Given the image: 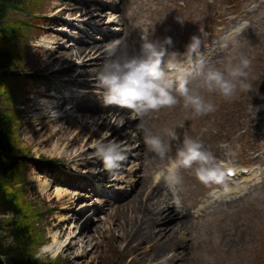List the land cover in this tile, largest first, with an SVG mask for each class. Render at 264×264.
Masks as SVG:
<instances>
[{"label": "rangeland", "instance_id": "rangeland-1", "mask_svg": "<svg viewBox=\"0 0 264 264\" xmlns=\"http://www.w3.org/2000/svg\"><path fill=\"white\" fill-rule=\"evenodd\" d=\"M32 1L36 11L34 10L31 17H26L17 10L7 11L4 22L7 29L22 26L26 22L31 25V28L21 29L27 44L22 46V43H19L22 47H18L20 78L17 85L15 84L12 91L10 90V94L1 97V105L8 117L9 125L16 131L18 147L25 160L50 158L59 161L62 166L58 174L39 173L33 167H27L28 169L23 170L25 185H17L24 190V200L33 203L31 209L29 208L33 211L30 212L29 217L37 213L33 220L30 219V223L38 222L32 225L38 230H31V241H35V237L38 236L43 242L34 250L33 263L67 264L62 254L53 258V252L49 251L47 254L46 250H43L44 246L51 241L54 225L61 216L58 213L59 208L65 202V199L54 196L53 190L55 186H60L62 190L73 193L75 200L86 192L77 191L74 184H86L92 174L85 164L87 156L76 160L71 159L75 150H80L84 136H82L81 144H76L70 149H64V142L57 140V137L47 141L49 134L59 128L61 122L50 124L48 122L50 117L45 118L42 110H31L34 103L43 102L41 94L45 89L48 90L45 87L46 82L49 81L46 76L50 71L58 68L56 61L43 70L39 68L48 57L50 49H53L50 44L51 35H48L46 31L51 30V32L66 35L62 46L67 49L73 44L72 37L82 39L80 35H77L78 30L97 41L101 34L88 32L89 28L93 27L101 32L107 30L118 33V37L113 40L122 38L124 47L121 48L130 49L131 54L138 53L142 37L160 41H163L165 37H171L174 45L171 50L183 53L190 37L199 35L200 32L203 34L202 51L204 53L222 39L221 44L224 50L219 51L210 60L217 67L222 66L229 56H236L239 53H244L252 60V73L256 77L251 81L252 92H238L237 98L231 102L224 101L213 94L212 99L217 105V110L201 118H191L190 112L177 105L174 109L153 112L144 117L143 121L140 120V123L153 133L160 135H163L164 128L175 129L179 141H172L166 135L163 136L165 142L171 145L169 155L172 157L175 156L177 147L186 134L198 138L204 148L215 156L217 162H223L235 168L242 166L251 168L247 178L228 185L235 187L228 188L227 191L231 192L228 197L224 196V191L219 190L222 198L218 201H210V206L203 211L204 218L194 219L180 226L176 236L180 235L179 238L183 239L179 247H184L182 251L184 264H264V0H122L119 12L123 15L125 13V20H119L118 11L115 12V16L109 18L111 12L108 10L103 15L104 22L98 27L93 22L86 21V18L70 15L69 10L75 6L84 9L78 4L79 1L114 6L111 3L112 0ZM63 8L66 10H62ZM111 19L119 20L116 25H112V28L107 25ZM53 20H57L56 23H53ZM69 24L72 27H69ZM83 42L85 43L86 40ZM132 43H135L134 47H128ZM14 48L17 50V46ZM23 74H30L32 78H27ZM70 78V74L66 72L53 76V80L59 84L58 86L72 104L86 106L93 98L104 105L103 91L100 95L93 96L90 90L84 87L70 85ZM71 94L78 96L74 98ZM50 102L52 101H49V104ZM61 102L59 101L60 104ZM252 105L259 109L256 113ZM68 108L69 105L64 103L50 115L51 117L65 115L64 111H67L71 116L81 120L80 110L74 108L68 111ZM11 112L13 117L9 115ZM62 120L64 119H58V121ZM180 125L183 126L180 127ZM76 127L80 129V123ZM132 129L127 128L126 132ZM105 131L104 129L103 134L106 133ZM135 133H139L138 129L132 130L128 136L133 138ZM140 139L139 143L135 142L130 146L124 144L125 147H130V150L140 143L143 144V151L138 152V159L134 157L137 152H132L130 156L127 155L125 162L121 163L123 171L120 174L113 173L120 178L128 179L130 186L128 184L125 190H118L122 183H116L112 187H104L101 182L97 183L103 192H110L109 198L119 194L117 199L123 201L122 198L132 190L133 181L146 175L155 176L157 171L167 167V160L161 161L155 157L154 153L144 145L143 138ZM91 145L90 142L86 147ZM139 161H141L140 166L137 165ZM158 164V169L152 171V168ZM77 165L83 166L78 169ZM128 172L136 173L127 177ZM82 174H84L83 177H81ZM180 175L182 177L180 185L174 189H170L166 183L164 186L168 187L175 199L176 195L181 193V197L190 208L196 205L193 203L194 200L200 201L197 204H200L199 208H202L204 195L210 188L200 184L192 170H181ZM251 179L255 182L247 184ZM112 198L110 199L114 203ZM96 199L94 202L98 207L101 200ZM83 205V201L77 202L73 211L80 210ZM197 211L198 208H196ZM104 217V213H94L93 209L88 208L79 217L82 219L77 224L80 226L82 222L91 220L93 224L98 225L99 220ZM10 218L0 215V220ZM26 219L20 217L18 220L26 222ZM73 226L76 225L73 224ZM69 227L70 224L67 225L68 230ZM4 235V233L0 234V238L4 246H8L11 240L4 238ZM95 241L99 246L92 251H89L90 247L86 246V250L88 249L86 252L89 255L94 251L92 255L94 260L91 264H145L140 252L127 251L126 244L120 240H113L109 232L97 234ZM91 244L95 243L91 242ZM205 256L211 257L212 260H206Z\"/></svg>", "mask_w": 264, "mask_h": 264}, {"label": "bare ground", "instance_id": "bare-ground-1", "mask_svg": "<svg viewBox=\"0 0 264 264\" xmlns=\"http://www.w3.org/2000/svg\"><path fill=\"white\" fill-rule=\"evenodd\" d=\"M121 2L122 0H112L111 3L114 6H108L106 3L79 1L78 4L82 5L84 9L80 8V6H75L68 13L74 16L78 15V18H86V21L93 22L98 27L105 20L103 17L105 12L110 10L111 13L108 16L110 18L116 15L115 12L120 11ZM105 9L107 11H104ZM62 10L65 11L66 8ZM118 17H120L119 20H125L126 15L119 12ZM119 20H109L107 22L108 27L112 28V25H116ZM56 21L53 23H56ZM68 26L72 27L71 24ZM75 30L77 31L78 29ZM77 32V35H80V38L86 40V42L84 43L82 39H72L71 48L65 49L62 46V42L67 37L66 35L54 33L51 30L46 31L48 35H51L50 39L52 41L50 44L53 49H50L48 57L39 68L43 70L52 64L53 61L57 62L58 68L50 71L46 76L49 81L46 82L45 87L48 90L45 89L41 94L43 102L34 103V107L31 110H42L45 118L50 117L48 120L50 124L61 122L59 128L49 134L47 141L57 137V140L64 142V149H70L76 144H81L82 136H84V142L80 150L76 149L75 153L71 155V159L76 160L87 156L85 164L92 171V174L86 184H74L77 191L86 192L75 200L72 196L73 193L62 190L60 186H55L53 190L54 196L58 199H65V202L59 208L58 213L61 216L54 225L55 229L51 241L44 246L43 250L53 252L54 256L62 254L67 264H84L83 262L91 264L94 260L92 256L94 251L89 255L86 252L88 251L86 246L90 247L89 251L97 248L99 245L95 241L96 235L109 232L112 234L113 240H120L126 244L127 251L140 252L143 255L145 264H184L182 252L184 247H179V243L183 242V239L179 238L180 235H176L179 233L180 226L194 220V218L189 215L190 207L182 197L178 199V210L174 196L164 186V181H157L154 178L155 176L152 175L150 177L146 175L133 181V184H131L133 188L127 196L122 198V200L124 199L123 201L117 199L119 194H114L115 197H110L114 203L109 198L110 192H103V189L97 185L98 182H101L104 187H112L116 183H122L118 190H125L128 187L129 180L113 175V173L120 174L123 171L121 167L113 173L104 171L101 161L93 155L95 154L93 144L98 140H103L104 142L115 141L123 146L126 150V155L130 156L132 152H137L134 156L137 160L138 152L143 151V144H138L132 150H130V147H125L124 144L130 146L132 143H139L143 135L139 132L135 133L133 138L128 136L132 130L138 129L137 126L140 123V119L134 118L127 110L115 106L102 105L93 98L89 100V104L86 106L72 104L58 86L59 84L53 80L54 75L66 72L71 76L69 79L70 85L84 87L90 90L91 95L98 96L104 90L99 86L97 77L105 63L110 59L106 52L107 46L119 41L120 52L127 54L132 52L130 49L121 48L124 47L122 38L113 40L118 37V33L107 30L106 32H101L98 28L93 29L91 27L88 32L101 34L98 40L95 41L90 39L85 32L79 30ZM134 44L132 43L128 47H134ZM71 95L74 98L78 96L77 94ZM49 101L52 102L49 104ZM59 101H62L61 104ZM64 103L69 105L68 111L74 108L80 110L82 113L81 120L71 116L67 111H64V113L66 112L65 115L51 117L50 114L55 109L61 108ZM58 119L64 120L58 121ZM78 123L81 125L80 129L76 127ZM127 128L133 129L126 132ZM104 129L108 133L107 136H105V133L103 134ZM90 142L92 145L86 147ZM137 165L140 166L141 161ZM82 166L77 165L76 168L79 169ZM158 167L159 164L154 166L152 171L158 169ZM135 173L128 172L127 177H131L130 175H135ZM233 180H228V182ZM96 198L101 200L98 207L95 205L96 202H94L97 200ZM79 201H83L84 205L75 212L73 207ZM199 202L193 201V203ZM88 208L93 209L94 213H104L105 217L99 220L98 225L93 224L91 220H86L79 226L77 222H80L83 218L79 219V217ZM69 224L68 230L67 225ZM73 224L76 226L74 227ZM91 242L95 244L92 245Z\"/></svg>", "mask_w": 264, "mask_h": 264}, {"label": "clouds", "instance_id": "clouds-1", "mask_svg": "<svg viewBox=\"0 0 264 264\" xmlns=\"http://www.w3.org/2000/svg\"><path fill=\"white\" fill-rule=\"evenodd\" d=\"M119 44L116 41L107 46L110 59L97 77L104 90L102 103L127 110L141 121L153 112L174 109L177 105L190 112L191 118H201L217 110L213 94L231 102L237 98L238 92L253 90L251 81L256 77L252 73V60L239 53L229 56L222 66L217 67L202 51L204 40L200 32L190 37L183 53L171 50L174 47L171 37H165L163 41L142 37L136 54L120 52ZM258 110L255 108V113ZM137 128L143 135L146 148L161 161L167 160V167L155 173L157 181L164 180L170 189H174L182 183L181 170H192L196 180L205 187L219 186L225 192L228 190L233 169L217 162L198 138L185 134L172 157L169 155L171 145L163 136L179 141L175 129L164 128L163 135H160L143 123ZM93 147L106 172L118 170L127 159L126 150L115 141L98 140ZM205 259L212 260L208 256Z\"/></svg>", "mask_w": 264, "mask_h": 264}, {"label": "trees", "instance_id": "trees-1", "mask_svg": "<svg viewBox=\"0 0 264 264\" xmlns=\"http://www.w3.org/2000/svg\"><path fill=\"white\" fill-rule=\"evenodd\" d=\"M33 3L32 0H0V215L11 217L0 220V234L4 233V238L11 240L10 245L4 246L0 238V254L6 264H34L32 261L34 250L43 243L38 236L35 237V241H31V230H38L32 225L38 222L30 223V219L33 220L37 213L29 217L30 212H33L29 210L33 203L24 200V190L17 186L26 183L23 170L33 167L39 173L53 174H58L62 170L60 162L55 159L25 160L18 147L16 131L9 125L8 117L1 105V97L10 94L12 87L17 85L20 78L18 47L27 44L21 29L31 28L26 22L22 26L7 29L4 23L7 11L17 10L26 17H31L34 10L36 11ZM19 43H22V46ZM14 46H17V50ZM23 75L30 77V74ZM9 115L13 117V112ZM20 217L27 218L26 222L18 220Z\"/></svg>", "mask_w": 264, "mask_h": 264}, {"label": "water", "instance_id": "water-1", "mask_svg": "<svg viewBox=\"0 0 264 264\" xmlns=\"http://www.w3.org/2000/svg\"><path fill=\"white\" fill-rule=\"evenodd\" d=\"M0 264H6L5 260L3 259L2 255L0 254Z\"/></svg>", "mask_w": 264, "mask_h": 264}]
</instances>
